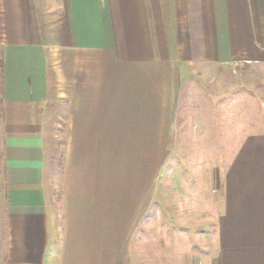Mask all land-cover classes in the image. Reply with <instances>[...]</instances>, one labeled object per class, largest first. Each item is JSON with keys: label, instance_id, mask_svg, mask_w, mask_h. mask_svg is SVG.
Here are the masks:
<instances>
[{"label": "crops", "instance_id": "crops-1", "mask_svg": "<svg viewBox=\"0 0 264 264\" xmlns=\"http://www.w3.org/2000/svg\"><path fill=\"white\" fill-rule=\"evenodd\" d=\"M182 146L202 264H264V0H0V264H141Z\"/></svg>", "mask_w": 264, "mask_h": 264}, {"label": "rangeland", "instance_id": "rangeland-1", "mask_svg": "<svg viewBox=\"0 0 264 264\" xmlns=\"http://www.w3.org/2000/svg\"><path fill=\"white\" fill-rule=\"evenodd\" d=\"M201 87L196 92L201 91ZM197 106V101L190 99L188 87L180 100L182 116L180 123L184 126L180 136L189 135L185 129L190 125V107ZM188 114V115H187ZM185 145L188 142H182ZM201 166V149L182 146L168 163L164 164L161 179V196L158 207L148 212L147 241L145 244L146 260L141 264H160L156 257L163 255L162 264H171L170 247L178 246L179 264H187L188 253L190 264H202V228L201 220V178H191L190 171ZM155 203V201H152ZM196 208V209H195ZM195 209V210H194ZM190 221V228L186 221ZM178 221V222H177ZM189 246V251L188 247ZM156 252V253H155Z\"/></svg>", "mask_w": 264, "mask_h": 264}]
</instances>
